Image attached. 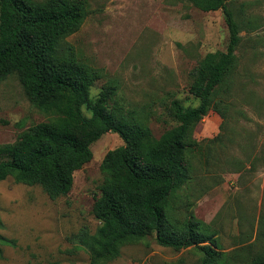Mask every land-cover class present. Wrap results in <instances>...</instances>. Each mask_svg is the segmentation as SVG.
<instances>
[{
  "label": "rangeland",
  "instance_id": "rangeland-1",
  "mask_svg": "<svg viewBox=\"0 0 264 264\" xmlns=\"http://www.w3.org/2000/svg\"><path fill=\"white\" fill-rule=\"evenodd\" d=\"M42 1V0H37ZM244 6L238 65L231 89L192 128L191 179L170 198L179 218L188 212L217 231L219 264H244L264 253V0H226ZM77 59L99 71L93 102L114 85L112 104L143 119L158 139L177 125L171 104L196 107L191 73L208 53L224 52L228 31L221 11L202 12L177 0H87L78 32L66 39ZM90 116L88 105L82 107ZM50 115L29 101L16 76L0 82V145L17 140ZM123 146L106 133L90 149L92 159L74 173L71 191L51 200L38 186L0 182V264H89L81 239L99 222L92 214L105 155ZM194 247L159 246L154 234L128 244L105 264H200Z\"/></svg>",
  "mask_w": 264,
  "mask_h": 264
},
{
  "label": "trees",
  "instance_id": "trees-1",
  "mask_svg": "<svg viewBox=\"0 0 264 264\" xmlns=\"http://www.w3.org/2000/svg\"><path fill=\"white\" fill-rule=\"evenodd\" d=\"M177 1L202 12L221 11L228 43L224 52L206 54L190 74L189 92L198 105L173 101L177 125L156 139L143 119L112 104L114 85L89 101L99 71L79 61L66 43L84 22L87 0H0V82L16 76L29 101L50 115L15 142L0 145V182L38 186L56 200L71 191L74 173L92 159L95 141L106 133L123 141L101 164L103 181L92 207L99 227L81 239L89 264L114 260L123 246L151 234L162 247L196 248L203 255L200 264H219L225 256L216 250L217 231L191 212L179 218L170 198L191 179L192 128L210 111L220 113L239 62L243 25L254 28L256 22L238 20L244 6L234 9L226 0ZM244 264H264V253Z\"/></svg>",
  "mask_w": 264,
  "mask_h": 264
}]
</instances>
